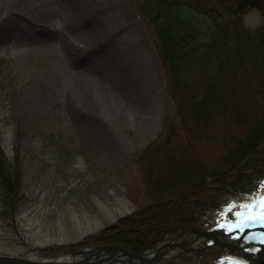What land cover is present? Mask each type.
Here are the masks:
<instances>
[{"label":"rangeland","instance_id":"374dc122","mask_svg":"<svg viewBox=\"0 0 264 264\" xmlns=\"http://www.w3.org/2000/svg\"><path fill=\"white\" fill-rule=\"evenodd\" d=\"M112 3L108 19L99 26L109 24L115 30L109 49L129 64L126 84L134 96L125 107L111 103L114 88L103 79L104 104L98 113L85 102H73L59 57L42 52L18 65L11 58L12 49L0 55V159L9 164L14 183L11 204L4 203L7 192L0 185L3 255L40 259L98 244L93 237L120 217L165 201L169 207L186 208L187 226L205 231L208 222H238V214L247 210L242 206L264 196V179L251 190L264 173L248 166L246 156L238 160L237 153L251 131H256L255 116L263 112L260 75L247 62L230 65L222 55L196 64L179 61L184 88L193 96L197 90L194 102L214 85L217 66L226 77L221 85L224 93L235 86L236 97L221 109L209 107L205 120L189 113L182 116L169 86L166 65L171 66L170 59L162 49L166 34L161 25L173 20L175 1ZM237 3L207 0L196 7L211 19L235 23ZM237 17L245 29H260L264 0H252ZM57 24L63 37L72 39L77 37L76 29L82 28ZM5 25L12 27L11 22ZM58 42L68 61L67 44ZM87 54L94 60L107 59L103 52ZM86 66L87 61L70 68ZM97 72L108 74L104 66ZM191 99L185 102L190 104ZM241 166L244 171L238 170ZM4 169L9 171L7 165ZM233 178L245 188L249 185L246 191H255L252 200L246 201V194L237 196L229 183ZM197 182L202 185L196 186ZM128 240L118 243L127 246ZM150 244L149 240L143 247L128 248ZM238 256V250L214 246L196 257L195 264H233ZM190 257L188 253L155 264H192Z\"/></svg>","mask_w":264,"mask_h":264},{"label":"trees","instance_id":"16d2710c","mask_svg":"<svg viewBox=\"0 0 264 264\" xmlns=\"http://www.w3.org/2000/svg\"><path fill=\"white\" fill-rule=\"evenodd\" d=\"M174 1L177 9L172 16L173 20L171 22L168 20L167 24L161 25L162 33L166 34L162 42V49L166 58L170 59L171 65H166L170 90L182 116L189 113L196 120L200 117L205 120L209 107L221 109L223 108L221 106L229 103L230 100H235L236 97L233 95L235 86L224 93L221 85L224 83L223 80L226 81V77L222 74V69L217 66L216 72L218 74H216V78L212 79L214 85L205 89L199 98L200 101L194 102L193 98L197 96V90L193 96V91L184 88L185 81L181 78L182 69L178 62L196 64L197 61L212 58L219 59L222 55V57L224 56L223 60L227 58L230 65H242L247 62L264 82V71L261 70V66H264V24L260 29L251 31L245 29L239 20L241 18L237 17L239 12H246V7L250 6L252 0H238V10L233 16L236 20L235 23L232 21L220 22L207 17L205 15L207 14L206 11H201V8L198 9L200 4L207 2V0H193L195 4L192 3V0ZM189 99H191L190 104L185 102ZM254 121L256 131L254 128L251 131V137L240 147V152H237L239 155L238 160H242L246 156V164L251 165L252 168L259 167L260 172L263 174L264 106L262 114L260 116L256 115ZM261 160L263 164L260 163ZM5 165H7L9 171L4 169ZM238 170L244 171L243 166ZM237 178L244 181L242 176ZM237 178L235 180L233 178V181L229 182L231 183V189L237 192V196L244 195L245 197L246 194V198H249L246 201L252 200L255 191H246L249 185L245 188L246 185L237 181ZM263 179L264 175L261 176L256 182V186L251 190L258 188ZM253 183H255V180H253ZM0 185L7 192L4 196V203L11 204L13 200L12 189L14 187L12 172L9 164L2 159H0ZM200 185H202V182L196 183V186ZM166 204H168L167 201L159 202V204L152 203L135 214L124 215L118 219L117 223L102 229L93 239L99 244L118 243L129 239L127 246L138 248L149 242V239L143 233L157 236L167 227L176 224L187 225L190 222L187 217L188 213L186 214V208L179 209L175 206L169 207ZM213 225V223H206V227L209 228Z\"/></svg>","mask_w":264,"mask_h":264},{"label":"bare ground","instance_id":"6f19581e","mask_svg":"<svg viewBox=\"0 0 264 264\" xmlns=\"http://www.w3.org/2000/svg\"><path fill=\"white\" fill-rule=\"evenodd\" d=\"M113 0H0V55L11 52V58L17 64H23L31 58H38L42 52H46L51 58L59 57L60 70L66 72V84L68 94H73V102H85L93 107L94 112H99L104 104V97L100 89L102 79L108 80L113 85V104H121L125 107L128 100L134 96L126 80L130 73L129 64L121 58L116 51L109 49V44L115 40L116 32L109 27L101 28L99 23L108 19L113 10ZM12 23V27L6 23ZM5 23V24H4ZM57 23H71L75 27H82L74 39L63 37V30ZM3 25V26H2ZM3 27L8 29L4 31ZM66 35V34H65ZM64 35V36H65ZM62 37V38H61ZM61 40H58L60 39ZM58 41L67 44V54L70 59L62 55L64 50L58 49ZM3 47V49H2ZM2 49V50H1ZM15 50V51H14ZM104 53L107 59L88 58L87 53ZM87 54V55H86ZM98 55V54H97ZM56 56V57H55ZM122 59L124 62H122ZM88 62L89 68L71 70V66L83 65ZM71 62V63H70ZM106 67L107 76H99L97 70ZM69 102V100H68ZM70 104V103H69ZM264 222V220H260ZM253 220L248 221V226L253 225ZM238 229L228 234L221 233L225 239H238L243 235L241 244L250 252L254 246L264 239V230H252L246 234ZM231 234V235H230ZM256 239L254 242L253 240ZM204 240H199L194 246L198 247ZM258 249V248H257ZM241 254L242 251L239 250ZM61 256L60 259H67ZM241 260L249 263V258L240 255ZM107 264V263H106ZM242 264V262H241Z\"/></svg>","mask_w":264,"mask_h":264},{"label":"water","instance_id":"95a60500","mask_svg":"<svg viewBox=\"0 0 264 264\" xmlns=\"http://www.w3.org/2000/svg\"><path fill=\"white\" fill-rule=\"evenodd\" d=\"M237 223L233 221L227 223L221 222L205 231L189 226H174L165 230L158 237L144 234L152 240V244L140 250L128 249L125 243H120L89 245L74 251L63 252L55 257L41 259L3 255L0 253V264H154L162 259L180 258L188 252L191 253L192 263L195 264V258L213 246L242 251L241 254L250 259L247 264H263L264 239L248 252L246 251V247L241 244L243 235L238 239H225L221 237V233L230 232L228 231L229 228L233 230L240 229ZM257 229L264 230V222H258L254 226L245 227L242 234ZM199 240H204V242H201V245L198 247L194 246ZM61 256L68 257L63 260L60 259Z\"/></svg>","mask_w":264,"mask_h":264},{"label":"snow or ice","instance_id":"6c2138e0","mask_svg":"<svg viewBox=\"0 0 264 264\" xmlns=\"http://www.w3.org/2000/svg\"><path fill=\"white\" fill-rule=\"evenodd\" d=\"M242 207H245L247 210L238 214L240 219L238 220L237 226L240 227L241 231L248 226L249 220H264V196L259 197L258 201H252L248 205ZM230 210L231 207L229 208V211ZM232 230L231 228L228 229V231Z\"/></svg>","mask_w":264,"mask_h":264}]
</instances>
